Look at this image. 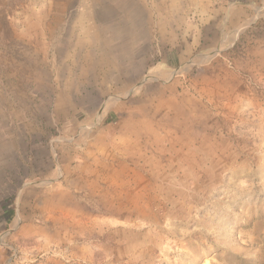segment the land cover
<instances>
[{"label": "rangeland", "instance_id": "obj_1", "mask_svg": "<svg viewBox=\"0 0 264 264\" xmlns=\"http://www.w3.org/2000/svg\"><path fill=\"white\" fill-rule=\"evenodd\" d=\"M219 1L143 26L131 0H0L13 264H264V0Z\"/></svg>", "mask_w": 264, "mask_h": 264}, {"label": "crops", "instance_id": "obj_2", "mask_svg": "<svg viewBox=\"0 0 264 264\" xmlns=\"http://www.w3.org/2000/svg\"><path fill=\"white\" fill-rule=\"evenodd\" d=\"M220 3L219 0H217ZM244 5H238L237 9L243 12L244 17ZM127 13H130L136 19L142 22L143 26H183L194 25L190 20L198 14H208L214 17V22L217 24L222 23L220 16L232 15L233 11L231 8L224 9L221 5L214 2V0H131L130 5H127ZM234 9V8H233ZM186 19V20H185ZM185 20V21H183ZM188 20V21H187ZM264 61H255V66L260 70L264 68ZM234 76L229 77V86L227 89L233 92V89H237L238 94H244L246 88L245 75L237 71ZM253 81H262V76L254 74ZM225 92V91H224ZM195 143V144H194ZM191 146L195 153L200 151L199 140L195 141ZM184 152V150H183ZM21 228V227H20ZM17 234V233H16ZM32 234H27L24 231L20 233L21 237H31ZM34 235V234H33ZM2 249V248H1ZM0 249V264H13L10 258L7 257L5 250Z\"/></svg>", "mask_w": 264, "mask_h": 264}]
</instances>
